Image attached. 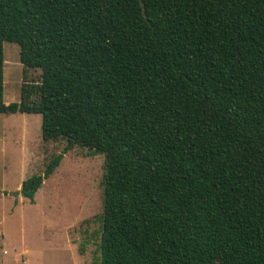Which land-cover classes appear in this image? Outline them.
<instances>
[{"label":"trees","instance_id":"1","mask_svg":"<svg viewBox=\"0 0 264 264\" xmlns=\"http://www.w3.org/2000/svg\"><path fill=\"white\" fill-rule=\"evenodd\" d=\"M0 113L66 141L31 203L75 145L103 154L91 264H264V0H0Z\"/></svg>","mask_w":264,"mask_h":264},{"label":"rangeland","instance_id":"2","mask_svg":"<svg viewBox=\"0 0 264 264\" xmlns=\"http://www.w3.org/2000/svg\"><path fill=\"white\" fill-rule=\"evenodd\" d=\"M19 51L17 43L3 42L6 104L20 100ZM39 74L29 69L27 80ZM41 121L40 114L0 113V264H91L103 212L104 156L75 145L29 202L20 194L22 182L43 174L66 144L43 141Z\"/></svg>","mask_w":264,"mask_h":264}]
</instances>
